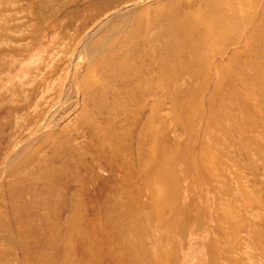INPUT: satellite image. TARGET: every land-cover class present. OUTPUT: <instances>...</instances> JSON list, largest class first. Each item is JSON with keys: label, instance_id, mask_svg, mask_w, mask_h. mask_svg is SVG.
Here are the masks:
<instances>
[{"label": "rangeland", "instance_id": "374dc122", "mask_svg": "<svg viewBox=\"0 0 264 264\" xmlns=\"http://www.w3.org/2000/svg\"><path fill=\"white\" fill-rule=\"evenodd\" d=\"M133 2L0 0V264H264V0L205 42L151 15L79 53Z\"/></svg>", "mask_w": 264, "mask_h": 264}, {"label": "bare ground", "instance_id": "6f19581e", "mask_svg": "<svg viewBox=\"0 0 264 264\" xmlns=\"http://www.w3.org/2000/svg\"><path fill=\"white\" fill-rule=\"evenodd\" d=\"M131 1H134V2L127 5L124 8H121L120 10H117V11L111 13L108 16L105 15L106 17H104L103 20L101 21V23L103 22V25H101L99 22V24L94 26V28L91 31L87 32L86 35L84 34L83 39H81L82 40L81 46L78 49L79 53L83 51L84 53H87L90 56V58L92 57L94 59L97 57H101L106 52L107 48H106L104 42H103L104 45H102V46L95 44L97 42H95L94 37L97 35L98 32H100V30L102 31L106 27H108L109 25H112V24H114L120 20L125 21L126 24L132 23L134 21L136 23L140 24V23H143L144 20H147L148 18H150L151 15L155 16V17H157V16L161 17V19H159L161 21L156 20L159 23L161 22V24H160L159 28L156 30L155 34L160 37L162 35V32L165 31V34L167 33V35L172 38L174 45H176L179 41L178 36H185V37L194 36L195 38L197 37V39H196V41H194V43L205 42L204 37H206V34H207L206 32H207V29L209 27L211 29H214V28L222 26V23L225 24V20L228 19V17H232V18L235 17L236 20L237 19L240 20V18L236 17V15H237L236 12H237L238 8H240L242 6L247 7L246 5L250 4V0H139V1L131 0ZM155 3H159V4L156 5L157 6L156 8H154L150 11V14H144V13L141 15L138 14L140 10H142V11L147 10L150 6L154 5ZM108 4H109V2H108ZM218 13H220V14H218ZM221 13H222V15H221ZM247 18L250 20L251 17L246 16V19ZM205 19L210 20L209 25L204 23ZM84 21H90V20L87 18ZM163 22H165V25ZM236 29L241 30V26L238 23L236 24ZM110 32H112V31H110ZM110 32H109V34H110ZM113 32L114 33H111L110 35H115L116 31H113ZM248 32H246V34H244V35H247ZM118 33H116V34H118ZM144 33H145V35L143 37L144 39L140 43L141 46L142 45L145 46L149 42V39L146 38V36L148 34L147 28L145 29ZM94 34H96V35H94ZM109 37H110L109 40H113L111 36H109ZM253 40H251V41H253ZM191 41H189L188 44ZM122 45H123L122 46L123 48L128 47V43L127 44L125 43ZM90 46L92 49H90ZM187 49L190 50L191 47H188ZM197 51H199V49L196 50V52ZM79 56H81V55L79 54ZM72 61H75V59H72ZM77 62H78V60H77ZM73 63H75V62H73ZM68 88L70 89V87H68ZM110 93L111 92L109 90V94ZM91 95L92 94H90L88 97L90 98ZM72 97H74V96H72ZM126 97H127L126 99L130 98L131 94L129 95V93L127 92ZM74 109L76 110L77 108H75L73 105L70 109H68L67 111L64 112L65 115L63 114V116H62V114H60V116L57 118H60V120H62V122H64V118L67 119L70 116H72ZM74 112H76V111H74ZM52 120H51V122H52ZM52 123L54 124V122H52ZM40 126H42V124ZM59 126H60V124L59 125L57 124L56 126H49L48 129H50L51 131H55ZM46 128H47V126H46ZM43 131H44V129L41 131V133H43ZM41 136H42V134H41ZM59 138L61 139V137H59ZM79 138L80 137L77 134L72 140L70 139L67 141L69 144L73 145L72 150L80 151V152L84 153V155L89 154L92 159L108 158L110 156L109 148H106L105 146L101 145L103 140L100 136L95 135L92 138V140L85 145L80 144ZM96 145H100L98 150L95 149ZM58 163H60V162H58ZM92 166L88 165L86 167V171H87V173H89L90 176L93 177L92 172L94 170H93ZM158 187L160 188V184H158ZM89 194H90V192H89ZM83 196H84V194H83ZM92 197H93V195H92ZM89 208H91V207H89ZM58 216H57V214L54 215L55 218H57ZM110 231L116 232V229H114L112 227ZM111 235H112V233H111ZM111 235H110V233L107 235L109 240L112 237ZM55 239L56 238H54V240ZM54 240L52 238H50L49 240H46V244L49 245ZM120 241L123 245L125 244V239L124 240L121 239ZM147 241H148V239H147ZM0 242L1 243L6 242V238L4 239L3 236H0ZM46 246L44 245L45 248H46ZM40 251L41 252L43 251V246H42V249H40ZM5 257H6V253L0 252V260L4 259ZM46 264H48V262Z\"/></svg>", "mask_w": 264, "mask_h": 264}]
</instances>
